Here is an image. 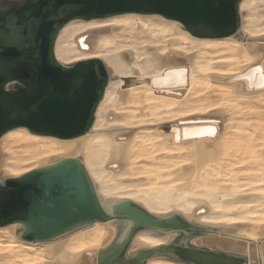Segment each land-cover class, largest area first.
Listing matches in <instances>:
<instances>
[{
    "label": "bare ground",
    "instance_id": "bare-ground-1",
    "mask_svg": "<svg viewBox=\"0 0 264 264\" xmlns=\"http://www.w3.org/2000/svg\"><path fill=\"white\" fill-rule=\"evenodd\" d=\"M239 14L215 37L160 14L62 27L60 64L97 59L108 72L93 124L70 139L7 131L0 179L78 159L110 218L43 241L0 225V264H99L122 247L116 264H264V0ZM129 203L185 226H136L117 212Z\"/></svg>",
    "mask_w": 264,
    "mask_h": 264
},
{
    "label": "water",
    "instance_id": "water-1",
    "mask_svg": "<svg viewBox=\"0 0 264 264\" xmlns=\"http://www.w3.org/2000/svg\"><path fill=\"white\" fill-rule=\"evenodd\" d=\"M241 1L0 0V137L26 127L39 135L70 139L92 126L108 72L97 59L71 67L57 61L55 42L69 21L124 13L160 14L181 22L196 36L215 37L239 28ZM12 18L18 26L15 31L9 27ZM66 165H75L83 173V186ZM117 212L132 218L136 226H185L176 216L156 219L131 203L119 206ZM109 218L78 159H63L0 182V225L21 222L30 240H50ZM123 250L101 256L99 264H116ZM192 256L195 263L212 264L207 257L202 261Z\"/></svg>",
    "mask_w": 264,
    "mask_h": 264
},
{
    "label": "snow or ice",
    "instance_id": "snow-or-ice-1",
    "mask_svg": "<svg viewBox=\"0 0 264 264\" xmlns=\"http://www.w3.org/2000/svg\"><path fill=\"white\" fill-rule=\"evenodd\" d=\"M9 27L13 29L14 31L17 29V23L16 19L12 18L9 22ZM262 75H264V68L260 69ZM213 135L215 134L214 132L212 133ZM65 169L69 170L70 174L72 177L80 182V184L83 186L86 183V177L83 175L82 172L76 171V166L75 165H66ZM2 182V181H0Z\"/></svg>",
    "mask_w": 264,
    "mask_h": 264
},
{
    "label": "rangeland",
    "instance_id": "rangeland-1",
    "mask_svg": "<svg viewBox=\"0 0 264 264\" xmlns=\"http://www.w3.org/2000/svg\"><path fill=\"white\" fill-rule=\"evenodd\" d=\"M61 249V247L58 249V250H60ZM50 252H51V249H50ZM51 255H52V253H49V256L51 257Z\"/></svg>",
    "mask_w": 264,
    "mask_h": 264
}]
</instances>
